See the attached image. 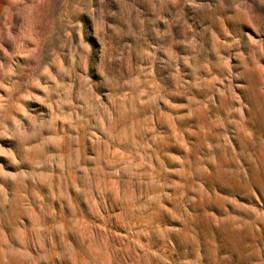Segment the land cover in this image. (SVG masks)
Here are the masks:
<instances>
[{
    "label": "rangeland",
    "instance_id": "rangeland-1",
    "mask_svg": "<svg viewBox=\"0 0 264 264\" xmlns=\"http://www.w3.org/2000/svg\"><path fill=\"white\" fill-rule=\"evenodd\" d=\"M0 264H264V0H0Z\"/></svg>",
    "mask_w": 264,
    "mask_h": 264
}]
</instances>
